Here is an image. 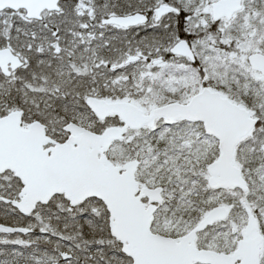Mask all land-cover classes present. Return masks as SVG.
Instances as JSON below:
<instances>
[{
    "label": "snow or ice",
    "instance_id": "snow-or-ice-1",
    "mask_svg": "<svg viewBox=\"0 0 264 264\" xmlns=\"http://www.w3.org/2000/svg\"><path fill=\"white\" fill-rule=\"evenodd\" d=\"M0 264H264V0H0Z\"/></svg>",
    "mask_w": 264,
    "mask_h": 264
}]
</instances>
